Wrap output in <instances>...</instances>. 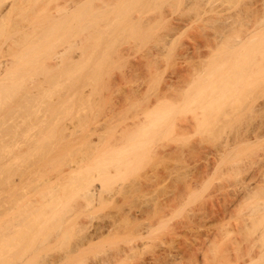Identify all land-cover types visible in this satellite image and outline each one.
I'll return each instance as SVG.
<instances>
[{
	"label": "rangeland",
	"instance_id": "374dc122",
	"mask_svg": "<svg viewBox=\"0 0 264 264\" xmlns=\"http://www.w3.org/2000/svg\"><path fill=\"white\" fill-rule=\"evenodd\" d=\"M4 1L0 61L59 17L0 93V264H264V137L224 152L189 102L206 17H264V0ZM35 92L40 122L30 110L27 130L9 127Z\"/></svg>",
	"mask_w": 264,
	"mask_h": 264
},
{
	"label": "bare ground",
	"instance_id": "6f19581e",
	"mask_svg": "<svg viewBox=\"0 0 264 264\" xmlns=\"http://www.w3.org/2000/svg\"><path fill=\"white\" fill-rule=\"evenodd\" d=\"M3 1H0V22L7 15L9 8L11 7V3L9 4V2L7 3L6 1L7 4L5 3L4 5ZM52 17H54L53 21L48 27L42 25L41 23L38 24L35 28L33 27L31 29L25 27L26 29L24 31L20 30L23 33L22 35L24 36V38L16 37V39H12V43L10 42L11 46L12 44H16L18 51L11 59H4L0 61V93L4 91V80L13 78L15 72L19 68L22 69V67L26 64L27 59L31 57L28 56L29 53L31 54V50L40 51V49L43 48L45 44V40H48V37L53 38H51L50 40L52 42L58 38H56V18L59 17V15L54 14ZM14 22L16 23L17 21ZM216 22L217 24L213 26V24H215ZM236 25H239L241 27L239 32L237 34H233V38L227 39L229 33L232 32V27L234 28V26ZM204 26V28H207V30L204 31V34L202 36L203 41H201V46L203 47V49L199 51L197 42H194L193 48L197 50L194 49L195 51L190 55L191 60V58H193V55H195V53L198 51V54L203 58L201 69L198 73L200 82H198V88L196 86L194 88V91L189 94L191 98L189 102L195 103L196 100L199 102V116L201 118L200 123L202 124L205 131H207L208 133H212L213 130L218 129L224 133L221 138V146L224 152L238 145L251 144L255 143L256 141H260V139H263L264 137V101L259 100L260 94L264 92V17H224L222 19H218V17L217 19L206 17ZM210 28L213 30V32ZM7 43H9V41ZM34 57L36 56L34 55ZM59 57L60 53L58 51L52 57V59L54 60V65L58 64ZM192 61L193 60H191V63ZM192 73L195 75L196 71L194 70ZM26 86L27 85H25V87ZM37 92H39V90ZM26 93H24L25 95L23 94L24 96L22 95L23 97L21 96L20 99L13 102L10 107V109L12 110L11 112L16 111V113H20L17 116L14 115L16 113H11L15 117H10L12 119L11 125L8 126L14 128V130H16L17 128L24 129V124L26 125L27 123H29L30 125L31 122H27L28 120L25 118L28 111L31 110L35 112V114H37L35 115L33 113L35 117L38 116V114H44L43 112L45 111L43 110V105L45 104H43L42 102L43 98L41 96V98L38 97L39 95H41V93H38L39 95H37L36 92L35 95L32 93L36 97L35 98L33 96V98H30L33 100H30L28 98L29 96ZM16 94L18 95V93ZM14 96L16 95H12L11 98H13ZM4 104L6 105L5 102L3 103V105ZM31 111L29 112V114L32 113ZM245 111L254 113L253 115L260 117L259 120L257 119L258 122H256V127H254V130L250 131L252 133L249 132V134L243 135L242 133L241 135L240 133L230 135V132L227 129L230 127L234 119L243 115ZM31 115L32 114L27 115V117L29 118V116L31 117ZM18 116H20V119L17 120L16 117ZM38 118L36 117V122ZM40 119L41 118H39L38 121ZM24 120L26 121V123L24 122ZM157 122L158 121H155L156 124ZM2 123H0V126H5V123H3L4 125H2ZM30 128H32V125L30 126ZM83 192L86 196L93 198L99 195L100 188L93 183H89L83 188Z\"/></svg>",
	"mask_w": 264,
	"mask_h": 264
}]
</instances>
